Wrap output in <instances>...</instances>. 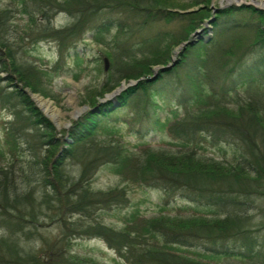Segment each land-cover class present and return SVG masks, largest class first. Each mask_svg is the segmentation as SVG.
<instances>
[{
    "label": "trees",
    "instance_id": "1",
    "mask_svg": "<svg viewBox=\"0 0 264 264\" xmlns=\"http://www.w3.org/2000/svg\"><path fill=\"white\" fill-rule=\"evenodd\" d=\"M8 3L0 5V111L9 115L8 152H0V264H96L71 249L92 239L123 264H264V10L232 5L211 17V0ZM60 14L72 22L56 28ZM211 18L212 36L205 39L202 28L204 36L190 39ZM89 32L103 47L89 62L104 56L108 68L86 93L88 108L58 132L26 92L49 97V77L88 60ZM44 41L56 44L47 68L32 54ZM184 42L173 68L155 73ZM156 96L181 112L161 119ZM155 131L179 148L124 138ZM206 142L232 158L200 156ZM102 167L123 186L94 190ZM129 187L160 191V214L132 208L120 228L106 225L105 214L130 207ZM177 199L202 212L164 214Z\"/></svg>",
    "mask_w": 264,
    "mask_h": 264
},
{
    "label": "rangeland",
    "instance_id": "2",
    "mask_svg": "<svg viewBox=\"0 0 264 264\" xmlns=\"http://www.w3.org/2000/svg\"><path fill=\"white\" fill-rule=\"evenodd\" d=\"M8 2L9 0H0L1 7L9 4ZM241 4L251 3L248 1L237 3L235 2V0H232L231 4L229 5L241 6ZM229 5L226 4L223 0H211V17H214L217 14L218 10L229 7ZM71 22L72 19L69 16L60 14L53 19L52 25L58 28L67 26ZM173 26L174 25H170L169 27ZM210 26L211 25H209L208 23H204L201 26V30H197V34L195 33V35L193 37L191 36L190 39L193 40L200 37V35L204 36L205 34L202 35V28H206L208 30L206 35L207 37H210L212 34V30L208 29V27ZM112 34L113 32L109 34H103L101 38L105 40V42H107L111 39ZM84 42L87 46L85 48H82H84L86 58L88 60H85L79 65H73L72 62H67V67L69 68V72L67 74L62 73L61 76L53 75L48 78L50 80V84L47 85L49 89V97L36 94L43 100L50 102L58 111V120L60 121V125L58 128L53 125L58 132L68 128L69 126L65 125L71 124V121L75 119V115L77 113H79L80 116L85 111L84 108H88V106L83 104V101L86 98V93L91 91L94 87L99 86L104 78L103 72H100L101 68L104 65L102 62L103 59H105L104 56L101 57L100 62H89L91 58L96 56L95 51H97V49H103L102 45L92 40L91 32L84 35ZM180 50L181 48L178 49V47L173 50V56L171 57V62H169L168 65L175 63ZM32 54L39 64L38 66L41 65V68H47L51 66L56 57V44L53 42H40L34 47ZM245 74H248V69H245L242 72L240 76L241 78L236 76L234 80L242 79ZM129 85L130 84L126 85L124 83V88ZM235 88L240 91V94L241 92H243V88L241 89V85L236 84ZM112 98L114 97H111V99ZM155 100L161 106L160 109H162L161 111L157 110V114L161 117V119H163L162 117H164L166 114L172 115L173 113L181 112L180 108L176 109L175 107H173V109H170L169 107H167L164 104L163 100L158 96L155 97ZM35 106H38L41 109L38 110L44 117L46 116L45 118L54 120L46 115L38 104H36ZM7 120H9V115L5 112L0 111V152L4 153L8 152V147L4 143L3 129V123L7 122ZM58 120L55 121L59 124ZM124 138L125 141L129 142L131 145L134 143H143L157 150H177L180 146L179 142H175L174 140L169 138L168 135L161 131H155L154 133L149 134L147 133L142 137H132V141L128 136H124ZM206 143L207 144H202V148L197 150V153L200 156L202 155L214 157L217 160H230V158H232V151L230 149H226V147L220 146H210L208 142ZM72 169L74 171L73 167ZM120 181L121 180L115 175L114 171L110 167H102L97 171L92 181V188L94 190L102 191L120 188L123 186ZM128 195L131 201L130 207L123 210H113L110 213L105 214L102 219L103 223L115 228H120L123 224L122 217H124V215L127 214L128 211H131L132 208H138L142 212V215L145 217H152L160 214V204L163 197V194L160 191L154 189H139L137 187H129ZM197 210L198 208L194 204H188L186 202L180 201V199H177L176 201L170 203L169 206L165 208L163 213L166 215L180 214L183 216H187L202 212V209H200V211ZM49 229L54 230V227L52 226ZM71 249L74 254L83 257V259L91 260L96 264H123V261L119 259L111 249H108L103 242L96 239L77 241L72 244ZM205 250L206 249H203V247L197 248L198 252H206Z\"/></svg>",
    "mask_w": 264,
    "mask_h": 264
},
{
    "label": "water",
    "instance_id": "3",
    "mask_svg": "<svg viewBox=\"0 0 264 264\" xmlns=\"http://www.w3.org/2000/svg\"><path fill=\"white\" fill-rule=\"evenodd\" d=\"M223 1H225V3L226 4H231V1L232 0H223ZM242 5V4H241ZM244 5H247V6H253L252 4H244ZM229 6H231V5H229ZM237 6H239V5H237ZM253 7H255V8H257V9H261V10H264V9H262V8H258V7H256V6H253ZM181 13H184V12H181ZM212 20L210 19V20H208V24L211 22ZM196 33V32H195ZM195 33L193 34V36L195 35ZM197 34V33H196ZM187 43L188 42H184V43H182L179 47H178V49L179 48H183V47H185L186 45H187ZM190 43V42H189ZM175 65V63H172V64H169V65H167V66H165V67H157L156 68V70H159L160 72H164L165 70H170L173 66ZM107 68H108V61H107V59H104V69L105 70H107ZM155 73H156V71H155ZM155 77H153L152 79H154ZM132 83V82H131ZM130 83V84H131ZM124 88V83H121V86L119 87V88H117L116 90H114L112 93H110V94H108V95H106V98L107 99H111V97H114V95H116L119 91H121L122 89ZM27 93V95L29 96V98L32 100V102L36 105V98H40V99H42L40 96H38V95H36V94H34V93H31V92H26ZM43 100V99H42ZM45 101V100H44ZM39 110H41L38 106H36ZM87 109V107H85L84 108V110H86ZM79 116V113H77L76 115H75V119L77 118ZM46 117V116H45ZM49 119V118H48ZM50 120V122L56 127V128H58V125L53 121V120H51V119H49ZM70 124H66L65 126H69Z\"/></svg>",
    "mask_w": 264,
    "mask_h": 264
},
{
    "label": "bare ground",
    "instance_id": "4",
    "mask_svg": "<svg viewBox=\"0 0 264 264\" xmlns=\"http://www.w3.org/2000/svg\"><path fill=\"white\" fill-rule=\"evenodd\" d=\"M245 1L250 2L253 6L264 9V0H235V2L237 3H242ZM35 100H36V104H38L42 108V110L46 115L54 119L53 121L59 127L60 121L58 120V111L54 108V106L50 102L44 101L40 98H36ZM55 120L56 121L58 120L59 124Z\"/></svg>",
    "mask_w": 264,
    "mask_h": 264
}]
</instances>
